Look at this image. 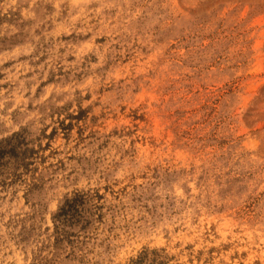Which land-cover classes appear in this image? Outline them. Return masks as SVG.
<instances>
[{
    "label": "rangeland",
    "instance_id": "obj_1",
    "mask_svg": "<svg viewBox=\"0 0 264 264\" xmlns=\"http://www.w3.org/2000/svg\"><path fill=\"white\" fill-rule=\"evenodd\" d=\"M1 148L0 264H264V0H0Z\"/></svg>",
    "mask_w": 264,
    "mask_h": 264
},
{
    "label": "trees",
    "instance_id": "obj_2",
    "mask_svg": "<svg viewBox=\"0 0 264 264\" xmlns=\"http://www.w3.org/2000/svg\"><path fill=\"white\" fill-rule=\"evenodd\" d=\"M14 148H11L9 150H5L4 148L0 149V160L4 158L7 154H10V156L15 157L14 154ZM85 196L84 194H75L70 199H66L64 203L61 205V207L58 209V211L54 214L53 220L55 223V234L59 233V226H61L62 233L60 235H67V231L64 229L66 227L73 226L77 223L76 218L78 217L79 207H81L84 204Z\"/></svg>",
    "mask_w": 264,
    "mask_h": 264
}]
</instances>
